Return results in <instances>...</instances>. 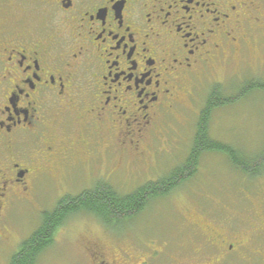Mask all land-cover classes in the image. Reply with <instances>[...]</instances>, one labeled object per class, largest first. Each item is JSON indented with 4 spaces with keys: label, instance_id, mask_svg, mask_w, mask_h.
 Masks as SVG:
<instances>
[{
    "label": "flooded vegetation",
    "instance_id": "obj_1",
    "mask_svg": "<svg viewBox=\"0 0 264 264\" xmlns=\"http://www.w3.org/2000/svg\"><path fill=\"white\" fill-rule=\"evenodd\" d=\"M261 2L0 0V229L11 202L29 199L35 183L60 186L61 198L76 195L63 184L78 167L88 175L105 156L100 148L119 159L144 156L194 81L258 40ZM247 158L244 207L220 203V218L199 207L203 218L187 224L193 240L184 230L162 240L173 254L91 242L90 264H264V165L262 175L252 167L264 148ZM103 173L93 183L103 185ZM154 176L146 181L163 177Z\"/></svg>",
    "mask_w": 264,
    "mask_h": 264
},
{
    "label": "rangeland",
    "instance_id": "obj_2",
    "mask_svg": "<svg viewBox=\"0 0 264 264\" xmlns=\"http://www.w3.org/2000/svg\"><path fill=\"white\" fill-rule=\"evenodd\" d=\"M261 1L264 5V0ZM256 36L257 41H249L250 45L243 46L221 67L205 70L201 79L194 81L191 98L176 106L177 112L169 116L167 129L153 137L144 156L125 154L119 159L111 151L104 153L100 148V153L105 156L97 158L85 177L83 168L78 167L75 178L63 184L67 192L80 193L96 180L100 171L107 176L104 179L105 187L109 185L118 191L131 192L154 175L164 176L176 166H181L195 131L198 111L210 89L220 83L224 95L235 97L243 80L256 78L263 71L264 31L258 30ZM209 121L211 138L243 150L246 155L261 152L264 148V93L250 92L233 103L213 109ZM198 162L193 177L180 180L173 193L150 201L145 210L136 216L115 220L110 228L100 225L99 220L88 212L69 216L57 228L52 245L40 256L37 264H90L85 247L91 242L107 245L119 241L130 247L137 246L141 251L151 246V249L164 250L163 254H173L176 251L174 244L169 242L170 245H163L162 240L167 237L175 240L182 230L183 239L193 240L190 237L192 230L185 223V213H188V219L191 217L194 218L192 221H196L203 218L198 213L199 207L207 206L208 209H217L219 218L226 217L225 213L218 211L220 203L230 202L235 210L250 202L247 198L250 191L248 185L238 170L228 165L226 155L204 153ZM259 169V175H262L263 171ZM259 186L260 183H255L252 188L256 190ZM34 190L35 194L29 199H15L8 207L1 223L5 224V228L0 229V264H7L11 255L17 252L19 243L36 229L42 211L52 210L56 201L63 196L62 192L58 194L61 187L55 188L52 183H35ZM232 223L233 219H230L231 227ZM238 226L234 221V228ZM152 240L156 242L151 243ZM187 245L190 246V243Z\"/></svg>",
    "mask_w": 264,
    "mask_h": 264
},
{
    "label": "trees",
    "instance_id": "obj_3",
    "mask_svg": "<svg viewBox=\"0 0 264 264\" xmlns=\"http://www.w3.org/2000/svg\"><path fill=\"white\" fill-rule=\"evenodd\" d=\"M263 80L264 69L256 75V78L243 80L235 97L224 95L219 85L212 87L205 99L204 108L198 114L188 153L181 166H176L156 182L145 180L131 192L118 191L109 185L105 187L104 184H100L101 182H95L76 195L58 199L52 210L42 211L39 225L19 243L17 252L11 255L7 264H37L40 256L52 245L53 234L69 216L88 212L99 220L100 225L110 228L115 220L119 221L120 218H130L142 213L150 201L170 195L177 189L180 180L194 175L197 172L195 170L198 167L199 158L204 153L219 152L226 155L228 165L237 169L242 178H246L251 168L246 161L247 155L231 145L212 139L209 132V120L213 109L233 103L250 92L263 93ZM256 160L258 158L254 157V161ZM263 165L264 160L260 163L254 162L252 167L259 169ZM185 216L186 225L190 223L194 226V223H197V220L191 223L190 220L194 218L188 219V213H185Z\"/></svg>",
    "mask_w": 264,
    "mask_h": 264
}]
</instances>
